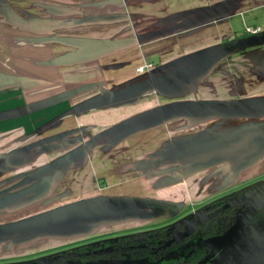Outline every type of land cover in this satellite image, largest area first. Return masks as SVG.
<instances>
[{
	"label": "water",
	"instance_id": "obj_1",
	"mask_svg": "<svg viewBox=\"0 0 264 264\" xmlns=\"http://www.w3.org/2000/svg\"><path fill=\"white\" fill-rule=\"evenodd\" d=\"M134 41L135 39L130 37L86 42L70 52L53 57L48 61L47 66L73 65L92 60L125 48ZM251 49L256 52L252 56L258 59L257 61L260 63L256 68V73L258 72L259 80L262 81L264 55L261 56L259 51H264V31L239 38L227 46L218 43L200 49L149 72L137 75L120 85H112L113 88L108 90L101 85L92 83L80 86L71 85L70 88L65 85L67 87L63 90L59 88L62 85H55L54 87L52 82L42 78L8 76L6 77L8 80L15 79L16 81L13 84L7 82L4 78L5 83L0 82V89L4 88L7 93L13 90L27 92L31 89H37L40 97V88L47 87L49 92H53L55 88H58L60 91L50 93L49 96L46 95L47 97L44 96L38 99L37 102L25 104L9 111L7 114H5L6 112H0V121L11 116H24L45 110L59 103L89 95L41 124L35 131L25 137L24 141H27L33 137H42L45 131L60 128L64 119L71 116L99 109L132 105L150 94H156L163 98L180 96L189 92L194 94L196 93L195 83L209 79L217 67L232 55L240 54L246 57L247 52ZM97 89H99V92L95 93ZM29 96L31 95L27 97ZM257 118H264V96H251L232 100L196 99V97L195 99L180 98L104 127L98 133L90 135L85 141H83L85 137L83 132L87 131V128L90 129V127L72 128L39 138L31 143L0 153V176L12 175L0 182L3 183V186L9 182L14 183L9 189L0 194V213L9 212L7 211L9 208L21 205L25 200L44 199L55 193L57 186L66 178L65 176L69 172L82 169L87 156L95 146L104 145L106 150L129 137L181 119L229 120ZM263 126L264 123L258 124L255 122H248L239 126L234 125L228 130H220L214 133L215 136L213 134L201 135L184 143L181 142L177 146L168 145L165 149L154 151L150 156L151 159L147 162L150 165L149 168L153 171L150 176L153 178L160 177L161 180L156 187L162 188L180 183L197 172L219 167L225 160H210L209 155L211 153L243 139L251 138ZM232 149L237 151L235 148ZM259 150H261V154H264V139L260 140L256 147L249 152L248 158L251 161L242 162L239 166L234 167L231 177L235 178L241 172L257 165L259 158L255 154ZM52 154L57 155L49 162L37 165L33 170L25 172V169L35 165L34 162L41 156ZM232 155L234 154L232 153ZM235 157L237 156L234 155L230 158ZM190 159L196 161L192 163ZM183 163L186 165H181ZM67 196V193L53 195L42 206H47ZM151 201L153 200L150 198L134 196L96 195L55 206L14 221L1 223L0 249L3 254L5 252L21 253L26 248L30 249L38 246L40 241L46 239L54 241L73 240L93 235L100 230L109 229L113 226L130 222H154L165 217L164 210L149 205ZM263 203L264 194L259 199L256 198L246 212L238 217L223 235L212 240V253L222 250L235 239L244 229L250 217L262 207ZM22 206L15 207L16 209L13 211L21 210L20 207ZM260 230H264V223L258 226V231ZM248 240L249 242H256V236L248 237ZM252 252L256 255L259 254L257 250L249 253ZM212 253L211 255H213ZM56 259V256L51 258L42 257L34 262L17 264H50ZM203 263L204 261L199 264Z\"/></svg>",
	"mask_w": 264,
	"mask_h": 264
},
{
	"label": "crops",
	"instance_id": "obj_2",
	"mask_svg": "<svg viewBox=\"0 0 264 264\" xmlns=\"http://www.w3.org/2000/svg\"><path fill=\"white\" fill-rule=\"evenodd\" d=\"M5 4L0 5V50L4 47V44H7L5 36H8V34L5 33H7L8 24L13 22L12 19L8 18V11H4L2 9V6ZM16 7L19 10L17 11L18 14H16V17L20 18L17 21L18 23H21V25L20 27L16 26L15 30L21 33L19 38L25 40L22 42V48L29 47V45H31V48L50 51L55 57L70 52L86 42L133 37L135 41L127 47L97 58L103 57V59H101L104 61L103 63L106 64L114 61L115 63H113V65L115 66V69L120 68L122 63L126 62L129 64L130 68L135 67V71L136 69L140 70L138 75L142 72H146L145 64L147 63L154 64L155 62H158L159 64L153 67V69H155L200 49L216 45L220 43L223 38H231L233 35H238L247 29L258 28L259 30L264 31V0H18ZM57 7L63 9L61 12L63 15L57 16V14H59L55 11ZM43 8H50L52 9V12H44ZM69 9L71 12H69ZM60 48L61 51L56 53V49ZM89 61L91 60L82 61L73 65H63V67L60 68L58 65L47 66L48 61H46V59L37 57L34 60H30L29 64L36 66V68L47 70V75L38 74L34 75V78H42L48 82H52L54 85H68L70 87V85L80 86L92 83L104 87L103 80L106 79L111 80V85L115 86L129 80L126 79L123 80V82H119L121 80L118 72L126 71L125 68L111 71V74L105 75L106 77H103L102 80L98 79L90 82H64L63 79L62 81H60L61 79L55 80L56 69L64 71L63 73L68 72L69 74L74 75L76 74V71H81L82 74H90V70L92 69H82V67ZM51 76H53V79L50 78ZM88 96L89 95H84L83 98H80L78 101L85 99ZM148 99L149 98L146 97L132 105L119 107L129 109L133 106L139 109L134 114H131L126 118H122L119 121L111 123H97L90 121L85 124H78V126L63 128L58 132L72 128L90 127V129L87 128V131L83 132L85 133V137L82 134L84 137L83 141H85L88 137H90V135L98 133L104 127L119 123L120 121L130 118L143 111L151 110L159 106L153 104L152 106H148V104H150ZM4 101L11 104L8 98L2 99V102ZM68 102L71 101H67V103ZM29 103L31 102H28L27 104ZM9 104H7L8 106H5V108L0 112H6L5 114H7L9 111L25 105L21 104L20 106H12ZM67 108H70V106ZM111 109L116 110V108L94 110L81 115L68 117L64 119L63 123L68 119L79 120L81 118H91L95 114L102 113L105 110H107L105 111L107 113ZM18 117L23 116H15V118H12V116L7 117L5 120L0 121V123L7 126L9 124H15L14 126L20 125L23 122L21 121L22 118L19 119ZM182 120L185 119L172 121L170 123ZM161 127H164V125L145 133L129 137L118 145L106 150L104 145L95 146L92 152L87 156L82 169L92 164V162L98 161L107 166V168L98 172V174H101V177L104 179L109 178L110 180H115L120 177H130V175H132V178H135V175H138L139 179L144 177V180L150 182L153 178L150 176L153 171L149 168L150 165H148L147 162L151 159L150 156L152 151L162 150L167 148L168 145H173V137L170 138L171 141L168 139L165 128L161 132L163 137H157L155 140H152L151 138L145 142H127L140 135H150L152 134L151 131ZM23 135V130H20L18 134L9 133L0 135V139L5 138L0 141V147H6L5 151L14 148L19 143L18 139H20ZM15 140H17L16 143H13V145H10L9 149H7L8 146L5 145L9 141L15 142ZM153 142L155 145H153ZM153 146H156V148ZM146 147L149 149L148 152H144L143 154L140 153L139 157H134L132 159L131 156L127 154L130 151L140 152ZM2 151L5 152L4 150ZM2 151H0V153H3ZM116 152H118L117 156ZM40 158L36 161L38 162ZM37 162L34 163L36 164ZM10 176L12 175H2L0 176V180H5ZM154 180L155 186L153 188L156 190L177 187L181 183L158 188L156 186L161 178L156 177L153 181ZM67 194L70 196L71 190H68ZM98 195L134 196L138 198H150L156 200L161 199L163 201H176L170 196H166L165 199H162L160 198L161 196L154 197L150 195H136L133 193H101ZM49 197L50 196L34 201H32V199L25 200L24 203L18 206L24 205L20 207L24 209L26 207L36 206L40 203L43 204ZM83 198L89 197H82L81 199ZM15 207H11L7 211L14 213L17 211H13L16 209ZM130 223L136 224L137 222ZM91 236L92 235L86 237ZM0 253L3 254L1 249ZM22 253L23 252H5L4 254L7 257H15Z\"/></svg>",
	"mask_w": 264,
	"mask_h": 264
},
{
	"label": "flooded vegetation",
	"instance_id": "obj_3",
	"mask_svg": "<svg viewBox=\"0 0 264 264\" xmlns=\"http://www.w3.org/2000/svg\"><path fill=\"white\" fill-rule=\"evenodd\" d=\"M17 3L18 0H0V5H7H3L2 9L8 11V18L13 20V22L8 24L10 26H8L7 33H5L8 34V36H5L7 44H4V47L0 50V82L3 83H5L4 78L8 76H25L33 78L34 75L41 74V71H45L29 64L31 59L34 60L39 56L28 58L30 55L33 56L34 54L22 52V50L30 51L31 49H37L31 48V45L27 48L21 47L23 46V39L19 38L21 33L15 30L16 26L20 27L21 25V23L17 21L20 18L16 17V14H18L17 11H19L16 7ZM56 9L59 10L61 8L57 7ZM45 10L52 12L50 8H43L44 12ZM62 11L63 9L60 12ZM261 32L262 31L258 28L247 29L238 35H233L231 38L222 39L220 43L227 46L234 43L239 38L259 34ZM101 58L103 59V57H100L87 62V65L84 63L85 65L82 67V69L86 70L92 69L90 73L95 74L96 80L103 79L102 73L115 71L120 68H125L126 70L130 68L129 64L124 61L125 63H122L120 68L115 69L113 65V63H115L114 61L106 64L103 63L104 61ZM24 61L27 63H24ZM157 64L159 63L145 64V66L149 65V67H145L146 72L153 70V67ZM98 70L102 73L98 74ZM146 72H142L141 74ZM75 73V76L82 74L81 71H76ZM137 75L138 74L135 76ZM261 77L263 78L261 81L262 83L264 81V75ZM6 80L13 84L15 83L14 81H16L15 79L8 80V78H6ZM110 82L111 80H103L104 86L111 85ZM231 86L233 85H230V87ZM46 92L49 94V91ZM98 92L99 89L95 91V93ZM38 93L37 89H31L27 92L18 90L16 92V90H13L10 93H7L4 88L0 89V111L9 104L5 101L2 102V99L8 98L9 102H11L9 105L20 106L28 102H37V100L33 98L39 97ZM28 95L31 96L27 97ZM238 98L243 97L234 95L225 98V100ZM26 99L30 100L25 101ZM77 102L79 101L77 100L75 103ZM75 103L68 102L62 105L59 107L58 113L55 111L54 114L50 116L51 118L47 117L49 119H44L42 122H39V118H36V116L51 111L55 106L26 114L23 116L24 118L18 117L19 119L22 118L21 121L23 123L17 126H14L15 124H9L10 126H7L0 123V127H3V129H0V135L9 133L18 134L20 130H23L24 135L21 136L20 139L17 138L19 143L15 146L20 147L38 140L39 138L55 134L59 131L58 129L45 131L42 137H33L24 141L25 137L35 131L41 124L52 119ZM12 118H15V116H12ZM234 120H238L239 122L228 123L230 124V126H228L229 128L234 125L239 126L248 122H255L258 124L264 123V118ZM25 121L30 122L31 126L29 128H26L27 126L25 127ZM215 135L213 134V136ZM4 139L5 138H2L0 141ZM263 139L264 126L256 135L251 136V138L249 137L230 146L222 147L215 153L213 152L209 155L210 160L222 159L225 160V162L219 165V167L207 170L208 174L199 179L198 188L202 182L201 185L207 186L205 190L206 196L203 197V201L200 202V200L197 199V203L190 206V203L187 201H185V203H180L177 200L176 202L163 201L161 199L155 201L156 199H152L153 201L149 202V205L164 210L165 214V217L161 218L162 220L156 224H150L149 226L142 224L138 225V228H131L126 231H119L114 228L112 230L113 232L110 231L97 234L96 236L86 237L56 251L28 258H9L0 260V264L34 262L42 257L51 258L54 256H56L57 259L50 264H64L66 262L74 264H199L203 261V264H264V230L258 231V226L264 223V203L262 207L250 217L248 223L245 224L244 229L239 235H237V237L225 248L216 253H212L211 249V241L223 235L235 223L236 219L246 212L255 199H259L264 194V154L260 153L261 150L257 151L255 154L257 158H259L257 165L241 172L239 176L235 178L231 177V172L234 167L239 166L242 162L251 161V159L248 158L249 152ZM232 148H235L237 151H234ZM232 153L237 157L230 158L234 156ZM190 160L189 161L192 163L196 161L195 159ZM254 167L260 168L261 172L251 176H244L246 172L252 170ZM198 173L200 172L196 174ZM100 180L101 179H99V181ZM64 193H68V191ZM54 194L55 193L50 195V198H52ZM160 198L165 199L166 197L161 196ZM254 236H256V242H249L248 237ZM253 250H257L259 254L256 255L253 254V252L249 253ZM211 253L213 255H211Z\"/></svg>",
	"mask_w": 264,
	"mask_h": 264
},
{
	"label": "rangeland",
	"instance_id": "obj_4",
	"mask_svg": "<svg viewBox=\"0 0 264 264\" xmlns=\"http://www.w3.org/2000/svg\"><path fill=\"white\" fill-rule=\"evenodd\" d=\"M61 10L62 9H59V10L55 9L56 12L59 11V12H57V13H59V14H57V16L63 15L60 12ZM45 12H47V10H45ZM69 12H71L70 9H69ZM23 41H25V40H23ZM29 42H31V41H29ZM35 42H37V41H35ZM77 45H79V44H77ZM25 48H27V47H25ZM60 51H61V48L56 49V53H59ZM22 52L34 54L33 56H31V55L29 57L27 56L28 58H32L34 56H39L42 59H46V61H49V59L54 57V54H52L50 51L43 50V49H37V50L31 49L30 51L29 50H22ZM255 53H256L255 50L251 49L250 51L247 52L248 55L246 57L241 56L240 54H234L231 57H229L228 59H226L225 61H223V63H221L217 67V69L212 73V76L209 79H205L202 82L195 83L196 93H194V94L189 92L188 94H183L180 96L167 97V98H163V97L158 96L156 94H150V95L146 96L149 98L148 101H150V104H148V106H152V104L153 105H163V104H165L171 100L180 99V98L195 99V97H196V99L197 98L198 99H213V98L225 99V98L232 97L234 95H238L240 97L264 95V81L261 83V80H259V76L257 74L258 72L256 73V70H257L256 68L260 63H259V61H257L258 59H255V57L252 56V54H255ZM259 54L261 56H263L264 51H259ZM25 61H24V63H27ZM59 67L62 68L63 66H59ZM134 68H127L126 71H119L118 72V74H120L119 76H120L121 82H123V80H126V79H131V78H133L132 76H135L136 74H138L134 70ZM63 72L64 71H62L60 69H56L55 70V73H56L55 74L56 75L55 80L61 79L60 81H62V79H63L64 82H66V81L67 82H90V81L96 80V76L94 73H90L88 75L87 74H80V75L75 76L73 74H69L68 72H66V73H63ZM99 73H102V72L101 71L99 72V70H98V74ZM41 74L47 75V70L41 71ZM102 74H103L102 77L105 78L106 77L105 75H109L111 73L105 72ZM262 74H264V73H262ZM50 78L53 79V76H51ZM230 84L233 86L230 87L229 86ZM246 84H248V85H246ZM54 87H55V85H54ZM66 87L61 86L59 88L64 90ZM68 88H70V87H68ZM104 88L108 90V89H111L113 87H112V85H105ZM47 89H48L47 87L40 88V94H41L40 97H36L33 99L42 98L46 95H50V93L52 94V93H57L58 91H60V90H58V88H55L53 92H49V94H48L47 92H45V91H47ZM80 98H83V96L73 99L71 101V103H75ZM29 100L30 99H26L25 101H29ZM138 101H141V99H139ZM66 103H59L51 111L41 113L40 115L36 116V118H39V122L44 121V119L45 120L49 119V118H51L50 116H52L55 111L56 112L59 111V107H61L62 105H65ZM137 110H139V109H137V107H133V106L130 107L129 109L123 107V108H119V109L116 108V110L111 109L107 113L105 112L107 110H105V111H103L105 113L102 112L99 114H95L91 118H81L79 120L78 119L77 120L68 119L62 124V127L58 128V130H62L63 128H70V127L78 126V124H85V123H88L90 121L97 122V123L98 122H103V123L116 122L122 118H126V117L130 116L131 114H134L135 112H137ZM42 114H44V115H42ZM47 117H49V118H47ZM88 119H90V120H88ZM236 122H239V121L234 120V119H232V120H202V119H192L191 120V119H188L187 121L182 120V121H178L175 123H170V124L164 125V127L153 130V131H151L152 134H150V135H140L137 138H134V139L128 141L127 143H131V142H135V141L145 142L146 140H150L151 138H152V140H155L157 137L160 138L162 136L161 132L166 128L165 130L167 131L166 134H167L168 139L171 141L170 138L173 137L172 144H173V146H177L181 142L184 143L187 140H190L191 138L200 137L201 135L202 136L208 135V134L211 135V134H214L220 130H225V129L229 128L228 126H230V124H228V123H236ZM24 125H25V127L27 126L26 128H29L31 126L30 122H28V121H25ZM1 128L3 129V127H0V129ZM16 141L17 140H15V142L9 141L11 143L8 142L5 146H8L7 149H9V146L13 145V143H16ZM177 142H179V143H177ZM175 143H177V144L175 145ZM153 145H155L154 142H153ZM153 147L156 148V146H153ZM2 150L5 151L6 147H0V151H2ZM148 150H149L148 147H146L145 149L143 148L140 152H131L130 151L127 154L130 155L131 158L133 159L134 157H139L140 153L141 154H143L144 152L147 153ZM154 151H152V153ZM117 154H118V152H116V156H117ZM56 155L57 154L42 156L40 158V160L37 162L39 164L36 163L35 165H32V167L25 169V172L33 170L37 165H41L43 163L49 162ZM96 155H97V153H96ZM142 156H144V155H142ZM97 157H98V155H97ZM181 165H186V164L183 163ZM105 168H107V166L104 165L102 162L100 163L98 161H95V162H92V164H90L89 166H86L83 169H81V171L79 169L75 172H69L67 174V176H65L66 178L64 179L62 184L60 183L61 185L57 187L55 194H57V193L63 194L64 192L71 190L70 196L61 198V199L57 200L56 202L51 203L47 206H42V203H40L36 206H30V207H26V208L21 209V210H17L14 213L13 212L0 213V224L10 222V221H14V220L35 214L37 212L55 207V206H59L62 204L69 203L71 201L79 200L82 197H90V196L98 195L101 193H104V194L105 193H124V194L133 193L136 195H150V196H154V197L170 196V197H173L174 200H177L180 203H185V201H187L188 203H190V206L197 203V201H196L197 199H199L200 202L203 201V197L206 196L205 190H206L207 186L201 185L203 183L202 182V183H200V186L198 188V183H199L200 178H202L208 174V171H202V172L195 174V175H193L187 179H184L180 183V185H178L177 187L162 188V189L156 190L153 188L155 186V180L153 181V179H156V178L151 177L152 178V180H150L151 183L149 181L144 180V177L139 179L138 175L137 176L135 175V178H132V175H130V177H128V176L120 177V178L115 179V180H110L109 178L104 179L101 177V174L100 175L98 174V172L101 170H104ZM259 172H261V169L258 167H254L252 170L246 172L244 174V176H251V175H253L255 173H259ZM99 179H101V180L99 181ZM0 181H2V180H0ZM2 184L3 183L0 182V194L3 193L5 190L9 189L14 183L9 182L5 186H3ZM64 194H66V193H64ZM44 202H47V201H44ZM161 220L162 219L154 221V222L152 221L151 223H141V224L128 223L125 225L113 226L112 228H109V231L106 228V229L100 230L99 232L93 234L92 236H94V235L96 236L97 234H100V233L110 232L114 228L116 230H119V231H126V230L131 229V228H138L137 226L142 225V224H144V225L146 224V226H149L150 224H156V223L160 222ZM84 238L85 237L76 238L73 240H66V241H62V240L54 241V240H48V239L42 240V241H40L39 246H36L34 248H30V249L26 248L23 251V253L20 254L19 256L7 257V256H5V254L0 253V260H5V259H9V258H28V257L37 256V255H43L44 253L56 251L58 249L66 247L68 245L74 244V243H76V242H78ZM64 264H74V263L66 262ZM97 264H106V263H97ZM114 264H117V263H114Z\"/></svg>",
	"mask_w": 264,
	"mask_h": 264
},
{
	"label": "built area",
	"instance_id": "obj_5",
	"mask_svg": "<svg viewBox=\"0 0 264 264\" xmlns=\"http://www.w3.org/2000/svg\"><path fill=\"white\" fill-rule=\"evenodd\" d=\"M250 31H251V30H250ZM252 32H254V31H252ZM145 67H149V65H146ZM136 71L139 72L140 70H139V69H136Z\"/></svg>",
	"mask_w": 264,
	"mask_h": 264
},
{
	"label": "trees",
	"instance_id": "obj_6",
	"mask_svg": "<svg viewBox=\"0 0 264 264\" xmlns=\"http://www.w3.org/2000/svg\"><path fill=\"white\" fill-rule=\"evenodd\" d=\"M159 203V202H158Z\"/></svg>",
	"mask_w": 264,
	"mask_h": 264
}]
</instances>
